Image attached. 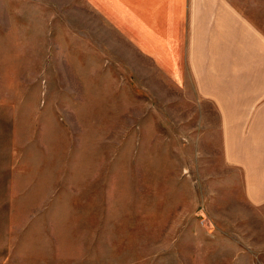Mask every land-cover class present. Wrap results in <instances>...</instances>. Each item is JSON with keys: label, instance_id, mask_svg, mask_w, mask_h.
<instances>
[{"label": "rangeland", "instance_id": "1", "mask_svg": "<svg viewBox=\"0 0 264 264\" xmlns=\"http://www.w3.org/2000/svg\"><path fill=\"white\" fill-rule=\"evenodd\" d=\"M185 77L93 0H0V264H264V87Z\"/></svg>", "mask_w": 264, "mask_h": 264}, {"label": "crops", "instance_id": "2", "mask_svg": "<svg viewBox=\"0 0 264 264\" xmlns=\"http://www.w3.org/2000/svg\"><path fill=\"white\" fill-rule=\"evenodd\" d=\"M93 2L141 54L179 83L188 73L214 103L250 104L248 88L264 87V34L236 0Z\"/></svg>", "mask_w": 264, "mask_h": 264}]
</instances>
